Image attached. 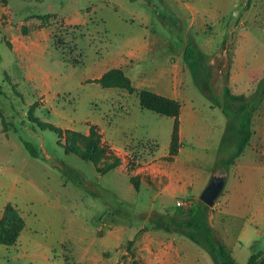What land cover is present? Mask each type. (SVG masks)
I'll use <instances>...</instances> for the list:
<instances>
[{
	"label": "rangeland",
	"instance_id": "1",
	"mask_svg": "<svg viewBox=\"0 0 264 264\" xmlns=\"http://www.w3.org/2000/svg\"><path fill=\"white\" fill-rule=\"evenodd\" d=\"M111 31L118 36L128 31L132 40L140 38L132 53L124 51V65L112 66L124 69L135 87L132 93L93 80L99 60L111 56L107 44ZM191 40L209 54L215 92L221 93L225 84L246 95L263 87L264 0H0V183L6 193L13 189L29 222L35 221V210L45 214L35 233L41 240L50 245L62 238L72 241L82 218L91 221L101 215L108 221L112 210L119 219L132 223L133 231L143 224L142 229L155 227L166 215L157 212L163 204L172 212L169 217L178 214L175 197L162 204L163 194L157 195L135 172L141 159L155 151L154 143L143 146L145 139H132L119 148L111 141L110 126L125 102L110 98L109 91L130 93V112L123 119L137 136L155 137L159 152L167 150L173 117L138 107L141 92L163 97L160 92L170 89L176 77L181 89L196 95L194 104L203 121L209 107L217 106L195 82L182 57ZM32 42L25 50L24 44ZM174 55L177 61L172 60ZM240 67H261V74L247 84L237 80ZM254 119L255 125L264 123L263 102ZM38 120L84 133L93 124L106 128L101 155L88 161L81 152L67 151L66 139L42 128ZM187 127L184 148H196L201 156L214 150L221 156L234 152L227 140L212 146L203 139V145L191 146L197 140ZM21 137L38 147L40 157L30 155ZM203 164V171L211 167ZM220 170L227 172L224 167ZM228 172L223 190L232 183L233 166ZM150 208L156 213L144 212ZM186 239L194 247L193 261L214 263L206 248ZM243 242L242 254L237 249L233 254L236 260L247 262L252 245L247 239ZM54 253L59 254L56 263L78 264L71 242L57 245Z\"/></svg>",
	"mask_w": 264,
	"mask_h": 264
},
{
	"label": "crops",
	"instance_id": "2",
	"mask_svg": "<svg viewBox=\"0 0 264 264\" xmlns=\"http://www.w3.org/2000/svg\"><path fill=\"white\" fill-rule=\"evenodd\" d=\"M105 9L117 14L111 9ZM122 35L125 36L121 38ZM136 37L132 40L128 31L127 33L122 32L120 36L117 35V32L111 31V37L107 43L112 51L111 56L108 57L107 55V57L99 60L101 65H98V70L95 73L96 78L112 66L124 65V51L126 54L128 51L132 53L133 44L139 43L140 40L139 36ZM33 43L24 44L25 50L29 49ZM173 57L172 60H174ZM177 60L178 57L174 61ZM260 72L261 67L253 69L240 67L236 74L237 80L242 79L244 83H251L260 76ZM173 81L170 89L160 93L181 102L178 116L180 140L178 153L169 158L170 138L167 150L159 152L158 148L148 160L137 166L135 172L141 178L142 183L157 190V195L163 194L162 204L170 197H175L176 203L178 200H185L192 202L193 206L195 201L201 199L200 195L211 176L215 172L221 171L220 167L217 166L220 155L214 150V152L206 151L201 156L196 148H184L182 138L186 129L185 126L188 125L187 128L191 131V137L197 140V142L190 143L191 146L203 145V139L208 140L209 145L219 146L224 141L227 118L219 106L214 107L212 105L203 121L200 108L194 104L196 95L181 89L177 84L178 79L176 77ZM232 91L241 93L240 91ZM109 92V97L112 99L115 97L118 103H120V99L125 102L121 114L119 113V117L117 115L113 118L110 126V138L114 145L123 148L132 139H156L155 137L142 138L137 136L128 122L123 119L130 112V103L128 104L130 93L119 95L118 91ZM263 100L264 97L257 110L262 102L264 103ZM138 107L141 108L140 100H138ZM256 111L253 116V134L250 143L237 158L235 164L231 165L234 168L232 183L217 197L208 214V220L213 227L215 236L224 241L233 258V249H237L242 254L239 248L244 244V239H247V243L252 245L251 254L259 250L264 251V244L261 243L264 238V123L254 124ZM174 121L175 118L173 117L170 137H172ZM99 127L103 134L106 128ZM202 131L208 132L203 133ZM203 162L211 164V167L203 171ZM226 173L227 182L229 179L228 170ZM16 182L15 177V185ZM65 183L62 180L61 184L64 185ZM178 193L183 194L182 198ZM41 198L42 202L46 201L44 195ZM9 202L19 208L25 219V227L14 245L7 246L0 243V264H27L28 262L30 264H60L55 262L56 257L59 256V254L54 253L55 247L57 245L64 246L68 242H71L73 251L76 248L78 264H133L136 259L138 264H197L192 260L194 247L191 241L186 239L189 237L170 227L155 226L142 229L143 223L138 231H133V224L119 219L114 210L109 212L108 221L101 218V215L97 219H91V221L82 218L72 241L62 238L56 244L51 243L52 245H50L35 234L39 228L37 224H41L45 219V214L35 210V221L29 222L26 212H23L17 203V196L13 189L6 193L3 184L0 183V213ZM154 210L150 208L144 212L151 213L155 212ZM157 212L167 215L172 213L168 211L166 204H163L162 210ZM132 241H134V250L133 247L130 248ZM234 259L236 260V258ZM61 263L64 264L62 261Z\"/></svg>",
	"mask_w": 264,
	"mask_h": 264
},
{
	"label": "trees",
	"instance_id": "3",
	"mask_svg": "<svg viewBox=\"0 0 264 264\" xmlns=\"http://www.w3.org/2000/svg\"><path fill=\"white\" fill-rule=\"evenodd\" d=\"M57 43V47H59ZM65 53V51H62ZM209 54L206 53L195 41H187L183 59L189 67L195 82L198 86L219 106L227 118V128L224 140L235 147L234 152L228 156H219L218 167L226 170L235 164L237 158L245 151L249 145L253 134V116L264 97L263 87L251 94L234 93L228 84H225L222 93L218 94L212 87L211 66L208 63ZM103 87H122L129 92H134L129 77L121 67H112L104 72L100 77L93 79ZM264 82V79L262 80ZM140 106L162 115L173 116L175 118L172 130V137L169 150V158L176 155L179 150V114L180 103L178 100L166 96L154 95L145 91L140 93ZM33 107V105H31ZM31 107V108H32ZM42 128L54 130L59 137L66 139L65 148L70 152H81L83 158L88 161H95L102 153V133L97 124L90 126V131L84 133L72 128L63 129L51 122L36 121ZM143 146L154 143L155 151L141 159L144 162L149 159L159 148L156 140L145 139ZM25 148L33 157H40L39 149L32 142L21 137ZM146 158V159H145ZM211 207L204 201L199 200L189 208L180 206L176 216L169 217L166 214L156 222V227H170L176 232L192 239L197 244L206 248L213 257L215 264H264V251L259 250L251 254L247 262L242 263L235 260L227 245L221 238L215 236L213 227L209 223L208 214ZM25 227V219L16 205L9 202L0 213V243L7 246L14 245L18 241L21 231Z\"/></svg>",
	"mask_w": 264,
	"mask_h": 264
},
{
	"label": "water",
	"instance_id": "4",
	"mask_svg": "<svg viewBox=\"0 0 264 264\" xmlns=\"http://www.w3.org/2000/svg\"><path fill=\"white\" fill-rule=\"evenodd\" d=\"M227 179V173L222 171L215 172L204 190L202 191L200 198L208 206H214L217 197L221 194L225 182Z\"/></svg>",
	"mask_w": 264,
	"mask_h": 264
},
{
	"label": "built area",
	"instance_id": "5",
	"mask_svg": "<svg viewBox=\"0 0 264 264\" xmlns=\"http://www.w3.org/2000/svg\"><path fill=\"white\" fill-rule=\"evenodd\" d=\"M173 59L175 60V59H177V57L174 56ZM177 205H178V206H181V207H183V208H189V207L192 206V202H190V201H185V200H178V201H177Z\"/></svg>",
	"mask_w": 264,
	"mask_h": 264
}]
</instances>
